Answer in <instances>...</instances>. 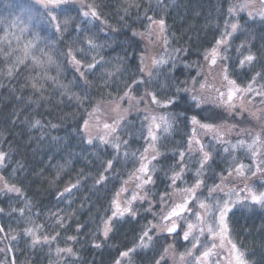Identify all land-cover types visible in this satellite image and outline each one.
Returning <instances> with one entry per match:
<instances>
[{
    "label": "trees",
    "instance_id": "16d2710c",
    "mask_svg": "<svg viewBox=\"0 0 264 264\" xmlns=\"http://www.w3.org/2000/svg\"><path fill=\"white\" fill-rule=\"evenodd\" d=\"M31 3L32 0H0V21H4L0 23V35L3 34L7 21L20 16L23 6ZM96 4L101 17L119 31L105 28L98 21L88 24L86 20L81 21L75 12L72 13L76 17L75 23L81 24L87 34L95 36L96 42L102 45L89 53L96 55L97 59L101 56L104 58V63L94 72L86 73L89 84L86 85L78 77V73L62 55L66 45L83 35L72 31L71 26L63 42L53 36L50 30L35 29L49 42H56L53 55L60 65L58 79L68 87L67 93L48 81L41 95L30 87L28 80L35 73L23 67L13 78L0 75V151L9 153L3 175L21 188L23 196L22 199L16 195L0 197V208L4 209L0 213V224L6 230L10 226L14 233H20L23 228L30 226L25 218L15 220L11 216L13 205L24 201H31V212H27L29 218L45 224L47 231H51L47 226L53 223L49 213L58 212L66 217V230L57 229L60 237L51 247L53 252L57 246L72 247L78 252V257L72 258L74 264H114L120 252L139 243V235L159 210V204L152 206V203L151 211H148V199L138 202L137 215L133 217L126 214L114 219L112 231L104 239L99 229H102L104 219L111 215L110 204L114 193L121 187L128 168L136 160L135 157L120 156L115 159L113 169L104 172L105 161L113 159L115 152L99 141H94L91 145L87 143L81 128L83 120L88 118L85 109L91 112L97 105L118 100L130 75H139L140 57L147 52L148 44L142 37L133 36L132 31H145L149 23L144 18L145 9H148L149 16L165 19L168 38L166 51L173 55L175 62L174 70L169 66L159 70L158 78L149 87L156 90L162 99L171 96L175 86L189 87L190 78L196 75L195 71L204 63V50L212 47L223 30L229 0H150V4L149 0H96ZM134 4H139L140 8L129 6ZM241 23L245 29L243 40L245 37L255 40L254 50L261 61L260 68L264 70V23L258 19L255 22L249 21L246 16L241 17ZM89 28L91 31H87ZM237 39L243 41L236 37V42ZM177 48L187 51L177 54L173 51ZM185 64L191 67H185ZM4 67L3 59L0 58V69ZM105 70L115 74L109 78ZM244 73L241 75H245ZM49 74L57 75L55 66L49 70ZM248 77L246 74V79ZM184 81L187 83H183ZM142 91L143 86L135 94ZM73 93L81 98L87 97V101L79 103L71 96ZM189 96L190 93L181 94V105L165 110L171 113L183 112L188 117L197 115L202 121L205 115L211 114L214 117L211 121L213 123L226 119L224 110L212 104L202 106L203 113L198 109L189 110L191 101L188 100L185 104V99ZM176 119L177 134L174 142L170 143L174 151L181 150L182 147L177 143L182 137L185 140L191 130L189 121L183 116H176ZM36 120L41 123L33 127ZM127 141V148L139 155L137 138L130 137ZM217 157L215 154L214 162L204 176L211 183L219 178L225 168L219 164ZM175 159V154L171 156L170 152L162 159L164 166L157 181L159 190L149 195L153 202L159 201L158 194L167 191V180L171 174L169 164ZM101 173L108 180L103 185H98L96 179ZM78 180L79 185L71 193L64 192L66 187L76 184ZM69 214L71 218H67ZM229 221L233 238L242 249L247 250L248 259L255 264H264V209L238 207L231 213ZM77 225L84 227L77 231ZM68 236H76L77 240L67 241ZM174 240L175 245L181 248L183 241L175 237ZM29 243L24 237L13 244L17 264H49V260L57 259L54 254L49 255L47 247L30 249ZM97 243L101 244L100 248L95 247ZM169 243L166 235L155 238L150 249L137 250L131 255V259L137 264H154V257L158 258L162 246Z\"/></svg>",
    "mask_w": 264,
    "mask_h": 264
},
{
    "label": "snow or ice",
    "instance_id": "6c2138e0",
    "mask_svg": "<svg viewBox=\"0 0 264 264\" xmlns=\"http://www.w3.org/2000/svg\"><path fill=\"white\" fill-rule=\"evenodd\" d=\"M129 6L140 8L139 4ZM73 12L81 18V21L86 20L88 24L98 21L105 28L119 31L107 19L101 17L96 0H91V2L89 0H32L31 4L23 6L20 16L7 21V26L3 29V34L0 35V58L3 59L5 65L4 68L0 69V75L13 78L23 67L25 70L35 73V75H30L28 80L30 87L36 92H40L41 95L48 81L64 89V92L67 93L68 87L61 84L58 79L60 65L53 55L56 42H49L35 29L50 30L53 36L63 42L64 36L71 26L72 31L83 33V35L66 45L62 55L78 73V77L86 85L89 84L90 81L87 79L86 73L94 72L98 66L104 63L102 56L97 59L96 55H89V53L102 47V45L96 42L95 36L88 35L81 24L75 23L76 17L72 15ZM125 12H127V8ZM226 13L227 18L223 21V30L219 38L215 40L212 47L203 52V60L208 66L209 74L218 62L228 61L227 52L231 47L230 42L234 36L243 31L241 13L246 14L248 19L253 22L258 19L264 23V0H229ZM144 18L149 21L145 31L133 30L132 35L144 37L149 43L162 39L166 46L168 38L165 19L149 16L148 9L144 11ZM0 23H4V21H0ZM87 31H91V29L89 28ZM245 48H247V54L241 51ZM173 51L179 54L187 50L177 48ZM236 51L238 56L242 57L238 58L237 61L240 68L251 67L257 62H261L257 55L251 51V45L247 41H242L237 46ZM170 60H172L171 56L168 58L152 56L149 58V63H145V57L141 55L138 66L139 75L131 74L129 81L124 83L123 94L118 97L112 107V111L117 114L116 118L112 119L110 123L107 119L101 122L97 115L101 111L99 105L94 107L91 112L85 109L88 118L83 120L81 128L87 143L91 145L95 140H98L101 144L111 145L116 154L119 155L121 144L125 148L128 145L127 140L121 141L117 135L124 120V115L121 113L126 114L134 105L138 106L141 103L146 105L142 111L146 113L144 122L147 136L144 139L147 147L139 155L136 152H123L124 157L129 155L136 157L139 167L129 173L128 180L122 181L121 187L115 191L110 204L111 215L104 219L103 227L99 231L102 232L104 239H107L112 231L114 219L123 217L125 214L135 217L137 213L133 210L132 205L138 200L148 199L150 205L148 211H151L153 201L150 200L144 189L146 186L155 183L153 174L156 171V165L153 164V161H158V158L163 155L157 144L163 134L171 132L176 116H183L191 125L190 134L186 140L187 152L175 150L179 157L175 168H179V171H176L175 168L170 169L172 174L169 177L171 181L169 187L172 188V192L165 191L158 194L162 211L154 215L158 216L159 222H149L138 237L139 243L120 252L114 264H122V261L124 264H132L131 255L133 253L137 252L138 249H150L154 237L159 239L165 235L169 238L175 237V239L189 244L190 247L177 253L175 243L162 246L158 258L154 257V264H169L170 260L174 264H255L254 261L248 259L247 250L242 249L233 239L229 214L233 213L238 206L264 209V123H261L260 131H254L251 128H239L236 124L213 123L211 121L214 117L211 114L205 115L203 121L197 115L188 117L183 112L159 114L151 111L149 105L158 109L177 107L181 105V94L191 93L185 99V104L188 103V100L191 101L192 106L189 110L198 109L203 113L202 106L211 102L216 107L226 108L233 115L242 116L247 113L253 120L264 122V107L256 108L254 111L245 107V97H248V104H253L259 98V104L264 106V84L256 86L258 80H264V71H257L242 86L237 83L236 79L230 77L228 65L223 63L220 72V87L209 84L207 77H204L203 82L191 77V87L175 86V91L171 96L161 99L157 95V91L152 90L149 85L158 78L159 68L168 64ZM53 66L57 69L56 76L49 74V70ZM172 67H175L174 60ZM185 67H191V65L185 64ZM154 69L157 72H154ZM105 71L109 78L115 74L111 71ZM117 71H119V67H117ZM201 72L202 70L198 71L196 75L201 76ZM212 79L214 80L215 77ZM183 83H187V81ZM196 84H199V91L195 88ZM141 86H143V93L137 96L135 93ZM207 90L215 92V96L211 97L210 101L204 95ZM109 95L112 94L109 93ZM71 96H74L81 104L87 101V97L81 98L75 93ZM121 102H127L129 108L122 109ZM40 123L39 120H36L33 127L40 125ZM52 127H56V125H52ZM198 130L205 136H210L211 141L220 144L223 153L227 154L226 159L229 160V163L224 171L219 174V183L207 185L205 182V172L211 168L214 157L213 152L206 150L208 146L202 143ZM233 132L239 137L235 143L226 139ZM245 136L247 138H243ZM238 152L244 153L243 159L237 155ZM193 153L199 156L198 167L194 172V182L188 185V182L184 180L187 168L184 161L186 156L190 158ZM8 158L9 153L0 151V192L20 194L21 188L11 183L10 179L3 175ZM244 160L248 162L245 163ZM114 162H116L115 157L105 161L104 172L111 171ZM14 173L15 170H13ZM107 180L108 177L101 173L96 179V184L103 185ZM177 181L185 184V187H177ZM129 182L133 184L135 190L132 191L130 199L122 205L120 197L122 193L129 192V188L126 187ZM78 185L79 180L76 184L66 187L64 192L71 193L72 189ZM12 211L25 218V222L30 226L23 228L20 233H14L10 226L6 230L5 226L0 224V244L4 245L0 247V264H17L13 244L18 243L24 237L30 241L28 245L30 249L47 247L49 255L54 254L57 257L55 264H62V262L68 264V259L78 257V252L72 247L57 246L54 252L51 247L60 237V231L57 229L66 230L65 216L59 215L58 212H50L49 217L53 219V223L47 226L51 231H47L45 224L37 223L26 216L27 212H31V201H27L22 208H13ZM3 212L4 209L0 208V213ZM67 218H71L70 214ZM83 227L84 225H77V231ZM66 239L75 242L77 237L68 236ZM95 247L100 248L101 244L97 243ZM49 264H52V261H49Z\"/></svg>",
    "mask_w": 264,
    "mask_h": 264
},
{
    "label": "rangeland",
    "instance_id": "374dc122",
    "mask_svg": "<svg viewBox=\"0 0 264 264\" xmlns=\"http://www.w3.org/2000/svg\"><path fill=\"white\" fill-rule=\"evenodd\" d=\"M242 16H246V14L241 13V17ZM243 32H245L244 28H243L242 33H238L231 40V42H230L231 47L229 48V50L227 52V55L229 57L228 61L218 62L217 66H215V68H213L211 70L210 74H209V69H208L206 62L203 61L204 62L203 65L197 71H195V73L197 74L198 71L202 70L201 76L195 75L194 77L201 82H203L204 77H207L209 84H215L217 87H220V85H221V76H220L221 65L223 63H227L228 68H229L230 77L233 79H236L237 83L243 86L244 84H246L250 80L252 75H254L257 71H264L263 68H260L261 65L259 64V62L255 63L254 66H251V67H248V66H246L245 68L239 67V64L237 63V61H238V58H242V57L238 56V52L236 51V49H237V46L242 41L240 42V39H237V42H236L235 38L237 37V38H241L243 40V37H244ZM166 36H167V34H166ZM142 38L148 44L147 52L143 54V56L145 57V63H149V58L152 56H155L157 58H159L161 56L168 58L169 56H171L172 60H170V62L168 64L161 66L159 68V70H161L162 68H167V66L171 67V69L174 70V68L172 67L173 55H171L168 51H166V46L164 45L163 40L162 39L161 40H154L153 43H149V41L147 39H145L144 37H142ZM243 41H247L248 44L251 45V51L257 55L256 51L254 50V41L255 40H253V39L251 40L249 38L247 39L245 37ZM241 51H243L245 54H247V48H245ZM257 57H258V55H257ZM233 70H234V72H233ZM153 71L156 72L157 70L154 69ZM245 71H247L246 74L249 76L247 79H246V74L244 73ZM241 73H244L245 75L242 76ZM213 77H215L214 80L212 79ZM261 84H264V80H258L256 86L258 87ZM191 86H192V84L190 81L189 87H191ZM195 88L199 91V84H196ZM142 93H143V91H142ZM142 93L138 94L137 96L141 95ZM190 95H191V93H190ZM204 95H205V98L209 99V101H210V98L215 96V92H212L211 90H207V91H205ZM247 100H248V97H245V107L248 108L250 111H254V110H256V108L264 107V106L259 104V98H257V100L253 104H248ZM116 101H113V102L108 103V104H102L99 106L101 111L99 113H97V115L100 117L101 122H103V121H105V119H107L108 122L110 123L112 119L116 118L117 114L112 111V107ZM207 104H212V103L209 102ZM207 104H205V105H207ZM145 106L146 105L144 103H141L138 106L134 105L132 108L129 109V111L126 114L121 113V115H124V120L122 121L121 126H120V130L117 133V135H119L121 141L127 140L130 137H134V138L136 137L138 140V143H139V145L137 147V149H139V153L143 152L144 148L147 147V143L144 139V137L147 136L146 126H145V122H144V116L146 113L142 111L145 108ZM121 108L122 109L129 108L128 103L127 102H121ZM149 108L151 111H153L155 113H159V114H164L165 112H168V110L158 109V108H155L154 106H151V105H149ZM220 108L224 110L223 112L226 115V119L219 121L217 124H220V123H224L226 125L236 124L239 126V128H251L254 131H260L261 130V123H264V122H258V121L253 120L250 116L247 115V113L243 114L242 116H237V115H233V114L229 113V111L224 107H220ZM176 121H177V119L175 118V124H174V127L171 130V132L167 133V134H163L161 136L160 141L157 144V147L163 153V155L158 158V161H153V164L156 165V171L153 174V180L155 181V183L146 186V188L144 189V191H146L148 193V197L150 198V200H151V197L149 196L150 193L152 194L156 190L157 191L159 190L158 189L159 188V186H158L159 182H157V181H158L159 172L164 166L162 159L164 158L165 154L170 152L171 156H174V154H175V157H176L174 162L169 164V169L175 168V165L179 161L178 155H176L174 148L170 145V143L174 142V137L177 134V131H176L177 123H176ZM190 129H191V126H190ZM189 134H190V131L187 133V138H188ZM198 135L200 136L202 143H204L206 146H208L206 148V150L213 152V157L215 154L219 153V155H217L218 156L217 160H218L219 164H222L224 167H227L229 160L226 159L227 154L223 153L222 146L220 144L215 143L214 141H211L210 136H205L203 133L199 132V130H198ZM187 138L185 140H183L184 137H182L179 139V141L177 143V145H180L182 147L181 150H184L185 152H187V144L185 142L187 140ZM237 138H239V137L236 136L235 132H233L230 136L226 137V139L232 140L233 143H235ZM243 138H247V137L245 136ZM95 141H98V140H95ZM104 145L108 146V148H110V150H113L115 152V150L111 147V145H107V144H104ZM127 147L125 148L124 145L121 144L120 154L117 155L115 152V154H114L115 159L119 158L120 156L124 157V155H123L124 151H128L129 153L133 152V151H131V149H128ZM237 155L240 156L241 159L244 158V153H242V152H238ZM130 157H133V156L129 155L128 158H130ZM135 160H136V162L130 168H128L127 175L123 178V181L128 180L129 173L133 172L136 168L139 167V162H138L136 157H135ZM198 160H199V156L196 153H193L190 158H188L186 156L184 164L187 166V168H186V172L184 174V180L188 182V185H191L194 182V172H195V169L198 167V163H197ZM244 162L247 163L248 161L244 160ZM175 170L179 171V168H175ZM206 172H207V170H206ZM171 174L168 176V180H167V184H168L167 185V192H172V188L169 187V185L171 184V181L169 179ZM204 179H205V177H204ZM205 182L207 185H212L214 183H219V178L214 183L208 182L206 179H205ZM156 184H157V187H156ZM176 186L177 187H185V184H183L180 181H177ZM126 187L129 188V192L121 194L120 200H121L122 205L128 199H130L132 191L135 190L134 186L131 182H129V184L126 185ZM257 187H259V185H257ZM141 194H143V193H141ZM6 195H9V196L16 195V196H19L21 199L23 198L21 193L17 194V193H9V192H0V197H5ZM138 202H141V201L138 200V201L134 202L132 205L133 210L136 211V213L139 212V210H137V208H136ZM14 203H15V201H14ZM25 203L26 202L24 201L21 204H15V205H13V208H22L25 206ZM157 204H159V210L156 212V214H159L162 211V206L160 205L159 201L153 202L152 206L157 205ZM238 207H240V206H238ZM230 215H231V213L229 214V217H230ZM11 216H12V219H15V220L23 219L22 217L19 216L18 213L13 212V211L11 213ZM26 216L29 217L27 213H26ZM153 218L154 219H153V221H151V223H158L159 222L158 216L153 214ZM232 237H233V234H232ZM154 239H155V237H154ZM169 240H170L169 244L174 243V241H175L174 237L169 238ZM181 245H182L181 248H179L175 245V250L177 253L183 252L185 250V248L190 247V245L185 243V242H183ZM3 246H4L3 244H0V247H3ZM56 260L57 259L54 258L52 260V264H55ZM131 261H132V259H131ZM62 264H63V262H62ZM68 264H74V262L72 261V258L68 259ZM122 264H124V262H122ZM132 264H137V262L132 261ZM169 264H174V262L172 260H170Z\"/></svg>",
    "mask_w": 264,
    "mask_h": 264
}]
</instances>
